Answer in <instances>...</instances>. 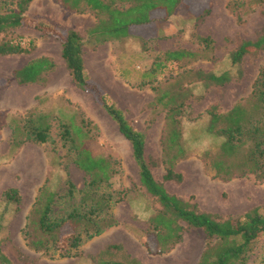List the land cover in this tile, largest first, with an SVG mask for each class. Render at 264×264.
Masks as SVG:
<instances>
[{
    "label": "rangeland",
    "instance_id": "1",
    "mask_svg": "<svg viewBox=\"0 0 264 264\" xmlns=\"http://www.w3.org/2000/svg\"><path fill=\"white\" fill-rule=\"evenodd\" d=\"M5 6H12L10 0H0V10ZM27 15L84 34L88 40L84 48L87 73L144 133L146 155L160 160L152 166L158 180H163L166 172L161 143L165 110L156 102L155 87L170 90L184 103L180 119L188 155L176 163V170L183 173L184 179L165 181L169 192L196 202L201 210L218 219L242 215L264 204V179L255 174L229 181L214 177L211 160L222 137L207 130L212 110L225 113L236 103L253 105L252 90L264 67V49L247 53L237 65L232 63L231 52L242 40L255 39L264 28V1L185 0L169 18L157 10L149 22L129 28L134 36L102 43L88 39L87 30L97 21L92 10L77 12L57 0H31ZM3 37L20 40L25 46L35 45L32 53L0 54V78L10 79L0 85V243L4 254L14 264H23L19 258L23 253L33 258L35 264H93L92 256L101 255L109 244H118L122 249H111L105 253L106 258L123 260L130 254L143 264H196L206 242L200 229L185 230L183 239L171 251L156 252L155 238L147 230L148 220L160 204L140 182L130 141L96 97L74 84L62 57L60 38L31 25L0 34V40ZM202 37L210 41L207 43ZM175 49L193 51L197 57L167 61L165 52ZM40 55L52 57L57 64L55 70L38 82L17 83L14 70ZM159 61L165 63L164 68L149 74ZM199 70L216 73L229 70L231 79L224 84H209L200 77ZM42 94L45 98L38 109L48 113L53 124L49 140H27L17 146L13 137L15 125L24 121L37 105L36 96ZM70 116L90 117L99 124L98 146L119 157L121 174L116 183L128 189L129 195L115 204L117 225L84 240L79 248L64 255L60 249L43 252L30 248L25 229L40 186L48 183L53 190L65 194L68 179L74 183L76 197L64 196L57 202L56 209L64 213L78 201L79 190L88 179L67 156L59 135L60 117ZM9 187L18 188L22 196L20 204L4 198L3 192ZM71 230L70 224H66L62 235ZM242 264H264V236Z\"/></svg>",
    "mask_w": 264,
    "mask_h": 264
},
{
    "label": "trees",
    "instance_id": "2",
    "mask_svg": "<svg viewBox=\"0 0 264 264\" xmlns=\"http://www.w3.org/2000/svg\"><path fill=\"white\" fill-rule=\"evenodd\" d=\"M63 6L77 12L92 10L97 21L88 30V39L94 43L134 36L129 32L132 25L147 23L152 13L160 10L164 18H169L185 0H57ZM263 2L264 0H256ZM31 0H10L12 6L0 10V34L7 35L22 25H31L61 40L62 57L74 84L81 90L91 92L101 106L117 124L122 135L130 141L132 155L139 168L140 182L160 207L148 220L147 233L153 234L156 252L171 251L182 239L185 230L200 229L206 242L196 264H242L257 241L264 236V204L257 205L242 215L218 219L210 212L203 211L196 202L168 191L165 181L182 182L183 173L176 170V163L187 157L188 151L180 116L182 101L168 89H157L156 102L165 110L162 134L163 163L166 172L163 180H158L152 171L159 159L146 155V137L127 118L122 109L112 102L101 84L86 71L84 48L87 43L84 34L74 28L66 30L58 26L31 18L27 9ZM208 43L210 38L202 37ZM25 46L20 40L3 37L0 40V54L32 53L34 44ZM264 49V28L255 39L242 40L231 52L234 65L240 63L247 53ZM195 52L175 49L165 52L167 61L179 62L196 58ZM165 63L157 62L149 74L163 69ZM57 67L54 59L40 55L30 59L25 65L14 70L13 76L19 84L35 83L43 79ZM206 83L224 84L231 79L229 70L216 73L198 71ZM10 79L0 78V85ZM37 95V105L32 108L23 122L16 123L14 143L21 146L27 140L46 142L52 129L50 116L39 111L44 96ZM253 105L236 103L225 113L211 112L208 132L222 137L218 150L212 156L211 169L214 177L229 181L238 176L255 174L264 179V67L258 73L252 90ZM35 108V109H34ZM39 111V112H38ZM59 135L66 148V154L82 169L88 179L79 190L78 201L66 212L56 209L59 199L76 197V187L68 179L65 194L53 190L48 183L40 186L35 201L28 214L25 236L30 248L47 252L59 250L64 255L79 248L86 239L93 238L119 222L115 214V204L125 199L128 189L117 185L121 174V161L115 152L99 147V124L90 117H60ZM6 200L20 204L22 196L17 187H9L3 192ZM70 224L71 232L62 235V228ZM147 237V234H146ZM146 237L144 241H146ZM122 249L121 245L109 244L101 255L92 256L93 264H143L138 258L126 254L123 260L106 258L111 249ZM23 264H35L33 258L20 254ZM0 264H14L4 254L0 243Z\"/></svg>",
    "mask_w": 264,
    "mask_h": 264
}]
</instances>
